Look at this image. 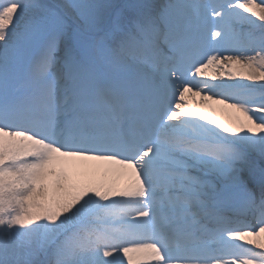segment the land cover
I'll return each mask as SVG.
<instances>
[{"label":"snow or ice","instance_id":"1","mask_svg":"<svg viewBox=\"0 0 264 264\" xmlns=\"http://www.w3.org/2000/svg\"><path fill=\"white\" fill-rule=\"evenodd\" d=\"M0 264H264V0H0Z\"/></svg>","mask_w":264,"mask_h":264},{"label":"bare ground","instance_id":"2","mask_svg":"<svg viewBox=\"0 0 264 264\" xmlns=\"http://www.w3.org/2000/svg\"><path fill=\"white\" fill-rule=\"evenodd\" d=\"M196 99L198 100V99H199V97H197ZM121 183H123V182H121Z\"/></svg>","mask_w":264,"mask_h":264}]
</instances>
